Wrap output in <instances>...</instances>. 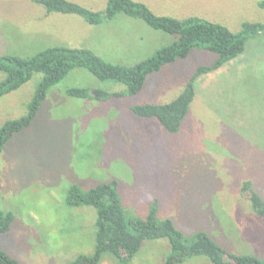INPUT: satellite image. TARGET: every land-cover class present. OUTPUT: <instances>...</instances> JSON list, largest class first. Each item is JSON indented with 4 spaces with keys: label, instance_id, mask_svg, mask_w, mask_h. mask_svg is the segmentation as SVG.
<instances>
[{
    "label": "rangeland",
    "instance_id": "1",
    "mask_svg": "<svg viewBox=\"0 0 264 264\" xmlns=\"http://www.w3.org/2000/svg\"><path fill=\"white\" fill-rule=\"evenodd\" d=\"M74 1L102 10L107 0ZM141 1L157 14L178 18L186 17L180 14L186 8L213 7L211 19L234 32L243 21L264 22L259 0H160L159 7L154 0ZM4 9L13 14L7 15L11 20L0 18V55L29 57L48 46L68 45L133 66L174 38L124 13L94 25L75 14L46 18L43 7L30 0H0V12ZM29 17L58 26L59 34H32L16 25L19 19L29 24ZM215 59L209 51L194 49L149 74L137 94L107 101L66 93L71 87L127 90L84 67L52 86L32 124L0 151V209L15 216L11 229L0 235L1 247L23 264H68L92 254L97 210L68 205V189L117 180L128 218H147L157 201L158 219L171 218L187 237L206 231L227 252L255 255L264 264V218L241 191L250 180L264 197V34L249 39L245 51L219 71L196 80V96L177 133L130 109L172 101L199 66ZM5 77L0 71V81ZM42 77L35 72L20 88L0 96V127L27 113ZM171 251L167 238L147 240L130 262L118 263L106 253L99 264H166ZM180 264L213 263L200 255Z\"/></svg>",
    "mask_w": 264,
    "mask_h": 264
},
{
    "label": "trees",
    "instance_id": "2",
    "mask_svg": "<svg viewBox=\"0 0 264 264\" xmlns=\"http://www.w3.org/2000/svg\"><path fill=\"white\" fill-rule=\"evenodd\" d=\"M30 1L42 6L45 16L51 13L75 14L94 25L124 13L141 19L174 38L171 43L133 66L109 62L88 47L68 45L48 46L29 57L0 55V71L6 73V77L0 81V96L20 88L35 72L43 74L27 113L19 118L6 120L0 127V151L15 133L32 124L50 88L74 68H87L102 80H113L127 86V90L123 92L103 89L92 91L85 87H71L66 90L73 97L107 101L113 97L137 94L143 89L149 74L159 71L168 63L187 58L194 49L209 51L216 55L215 61L199 66L175 99L167 103H144L130 107L137 116L156 118L168 132L177 133L196 96V80L225 66L245 51L249 39L264 34L263 21H243L241 29L234 32L220 22L199 16L177 18L157 14L141 0H107L102 10L90 9L74 0ZM257 5L264 9V0L257 1ZM241 191L246 194L252 210L264 218V197L253 187L250 180L243 182ZM66 202L70 206L91 205L98 213L93 253L80 254L68 264H99L106 253L116 257L118 263H128L145 241L162 238L169 240L172 250L166 257V264H180L187 258L200 255L206 256L213 264H263L255 255L227 252L206 231H198L193 237H187L171 218L158 219L157 201L151 206L147 218H128L117 180L98 183L90 189H82L73 184L68 189ZM14 219L11 211L0 209V235L11 229ZM0 264L23 263L0 245Z\"/></svg>",
    "mask_w": 264,
    "mask_h": 264
},
{
    "label": "crops",
    "instance_id": "3",
    "mask_svg": "<svg viewBox=\"0 0 264 264\" xmlns=\"http://www.w3.org/2000/svg\"><path fill=\"white\" fill-rule=\"evenodd\" d=\"M144 2H146V1H144ZM152 3L154 5H156V7L163 6V3L160 2V0H154V1H152ZM197 7L198 8H195V9H193L191 11L187 10V8H186V9H184V11L182 10L180 12V14L186 15V17H189V16H199V17H202V18H205V19L214 21L213 19H211L212 16H213V14H214L213 11H212L213 7L209 8V9H207V7H205L203 10L200 9V7H201L200 5H198ZM13 9H4V10H2L0 12V13H2V15H0V18L1 19H6V20H11V18L9 16H7V15H12L13 14ZM189 13H192V14H189ZM194 14H196V15H194ZM202 14H205V16L202 15ZM47 17H50V15L49 16H46V18ZM186 17H183V18H186ZM41 19L42 18L38 19V18H30L29 17V20H30L29 24H24L19 19V22L20 23H17L16 25L27 26L28 29L32 31V34L33 33H36V34H39V35H42V36H44V35H51V34H59L58 33V30H59V27L58 26H56V25H41V21H42ZM215 22H217V21H215ZM0 46H3L4 47V43L3 44H0ZM220 69H218L216 71H219Z\"/></svg>",
    "mask_w": 264,
    "mask_h": 264
}]
</instances>
